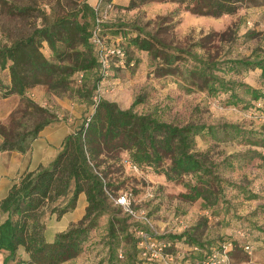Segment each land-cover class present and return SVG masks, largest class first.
I'll return each instance as SVG.
<instances>
[{"label": "rangeland", "instance_id": "obj_1", "mask_svg": "<svg viewBox=\"0 0 264 264\" xmlns=\"http://www.w3.org/2000/svg\"><path fill=\"white\" fill-rule=\"evenodd\" d=\"M80 1L0 0V45L10 44L33 27L40 26L44 22L43 13L53 17L72 9ZM87 1L97 7L99 15L105 19L104 40L121 43L134 61L133 66H112L109 75L97 83L95 94L98 97L116 101L120 107L127 108L140 96L143 101L135 106L139 113L152 112L162 120L176 124L190 121L232 124L244 132L240 135L228 128H219L215 137H196L195 148L207 151L217 163L216 172L220 177L235 184L223 183V189L217 193L218 200L212 205L205 204L202 198L189 200L184 197L188 192L184 181H189L190 176L183 177L182 181H169L154 167L128 166L123 161L128 153L122 151L118 169L108 177L117 186L110 193L113 205H118L116 197L120 193L128 197L129 208L134 213L128 220L133 223L129 230L138 224L155 235L186 231L204 248H217L232 240L235 246L228 255L227 264H264V159L254 156V150L264 155V143H253L264 139V101L252 100L248 107L232 105L226 102L227 93L209 95L198 86H186L180 75H158L148 53L128 43V36L142 27L172 45L197 51L203 58L264 56V4L256 6L244 2L235 13L215 17L192 14L183 4L173 1H151L133 8H128L129 0ZM12 3L29 6L30 9L25 14L16 13L10 9ZM116 24L119 26H114ZM116 28L119 33L113 34L111 31ZM221 37L223 40H219ZM197 43H203L204 48L196 46ZM42 51L49 56L46 44ZM219 74L226 79L243 80L264 89V77L259 68ZM95 75L98 72L92 71L84 77L87 82H92ZM81 83L82 80L74 78L75 86ZM9 84L8 69L0 68L1 129L14 133L29 130L44 119L52 122L40 131H45L44 135L35 138L24 153L0 151V198L23 171L48 164L60 149L65 134L81 126L93 111V103L74 95L50 91L44 84L29 88L22 97L17 94L4 96L5 87ZM239 95H244L242 90H239ZM245 98L249 99V96ZM2 139L0 134V142ZM168 163L167 159L164 165ZM79 197L76 208L59 219L55 213H45L48 241L83 216L86 201L82 193ZM120 208L122 215L126 210L123 206ZM2 217L0 212V219ZM108 217V214L100 217L98 225L90 230L84 241L81 252L61 264H107ZM177 243L180 263L200 264L194 257L193 244L186 241V236ZM124 246L127 243L122 241L120 248ZM122 251L119 252L118 264H124ZM3 257L4 252H0V264ZM25 257L26 253L20 248L15 260L3 264H21L18 260Z\"/></svg>", "mask_w": 264, "mask_h": 264}, {"label": "trees", "instance_id": "obj_2", "mask_svg": "<svg viewBox=\"0 0 264 264\" xmlns=\"http://www.w3.org/2000/svg\"><path fill=\"white\" fill-rule=\"evenodd\" d=\"M151 1H173L183 4L192 14L215 17L235 13L244 2L256 6L264 4V0H129L128 8ZM10 9L25 14L30 8L12 3ZM43 19L40 26L33 27L26 35L15 38L10 44L0 45V68H7L10 76L4 96L17 94L22 97L29 88L44 84L50 91L74 95L93 103V111L81 126L65 134L60 149L48 164L23 171L0 199L3 216L0 220V252H4L2 264L15 260L20 248L27 255L18 260L21 264H61L70 260L81 252L90 230L105 214L109 215L107 264H118L122 250L124 264H160L141 257L137 232L144 229L134 224L129 230L133 223L128 220L134 213L124 211L121 215V205H113L110 199L112 189L117 186L108 176L118 169L121 152L128 153L123 160L127 165L154 167L169 181H182L183 177L190 176L189 181H184L188 188L184 197L189 200L202 198L205 204L212 205L217 202V193L223 189V183L235 184L220 177L216 172L217 163L207 151L195 148L196 137H215L219 128H228L240 135L244 132L232 124L191 121L176 124L162 120L152 112L139 113L135 106L143 101L140 96L127 108L102 97L96 101L95 89L100 78L103 79L100 59L103 48L96 44L94 38L98 37L108 48L117 47L123 54L122 64L118 56H107L109 67L105 78L114 65H134L127 49L119 42L107 43L104 40L105 19L99 15L98 8L87 0L53 17L43 13ZM111 32L118 34L119 29ZM128 43L148 53L158 75H180L186 86H198L209 95L227 93L226 102L232 105L248 107L252 100L264 101V89L253 87L243 80L226 79L219 74L259 68L264 77V56L203 58L197 51L172 45L142 27L128 36ZM44 44L49 49V56L42 51ZM196 46L204 48L203 43ZM92 71L98 72V75L92 82H87L84 76ZM74 78L82 80V83L75 86ZM239 90L243 91V96L239 95ZM246 95L249 99L245 98ZM50 122L51 119H44L29 130L14 133L0 128L3 136L0 151L24 153ZM253 143H264V139ZM254 154L264 159L262 153L254 150ZM167 159L169 163L164 165ZM81 193L86 201L83 216L48 241L45 236V213H55L57 219L61 218L76 208ZM155 236L170 241V250L178 254L177 242L186 236V241L193 244L194 257L199 259L200 264H207L212 254L222 253L226 244H230L226 251L228 258L235 246L229 240L220 244L221 248H204L186 231ZM122 241L127 243L123 249L120 248Z\"/></svg>", "mask_w": 264, "mask_h": 264}, {"label": "built area", "instance_id": "obj_3", "mask_svg": "<svg viewBox=\"0 0 264 264\" xmlns=\"http://www.w3.org/2000/svg\"><path fill=\"white\" fill-rule=\"evenodd\" d=\"M94 41L97 45L103 48V51L100 52V59H101V67H102V76L103 79L108 74V67L109 61L107 56L109 55H116L119 57V63L122 64V57L123 54L120 49L117 47L115 48H108L106 47L102 40L98 37L94 38ZM94 99L97 101L98 96H95ZM128 166H131L128 164ZM116 203L120 204L125 208L126 211L129 213H133L132 209L129 208L130 204L128 202V197L126 194L120 195L116 198ZM140 238L138 245L141 249L140 255L143 258L148 260L159 262L160 264H180V255L176 252L170 250L171 242L165 239H161L155 236V234H151L146 230H140L137 232ZM230 244L224 245V249L222 253H214L209 257V261L207 264H227V256L226 251L228 250ZM248 248V247H246Z\"/></svg>", "mask_w": 264, "mask_h": 264}, {"label": "crops", "instance_id": "obj_4", "mask_svg": "<svg viewBox=\"0 0 264 264\" xmlns=\"http://www.w3.org/2000/svg\"><path fill=\"white\" fill-rule=\"evenodd\" d=\"M45 132V131H44ZM44 132L43 133H40V135L38 136V137H41L42 135H44ZM38 139H36L34 142H36ZM56 152V151H55ZM55 152L54 153H52V157L54 156V154H55ZM1 199V198H0ZM1 220V219H0Z\"/></svg>", "mask_w": 264, "mask_h": 264}]
</instances>
